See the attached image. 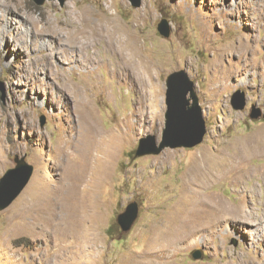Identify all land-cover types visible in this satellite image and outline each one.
<instances>
[{
    "label": "rangeland",
    "instance_id": "obj_1",
    "mask_svg": "<svg viewBox=\"0 0 264 264\" xmlns=\"http://www.w3.org/2000/svg\"><path fill=\"white\" fill-rule=\"evenodd\" d=\"M8 3L14 11L7 13L13 25L31 31L26 40L12 41L7 36L6 44L0 34V178L14 167V156L24 157L33 173L19 197L0 212V264L144 263L156 228L190 202V194L184 191L187 171L193 166L204 167L190 185L203 199L220 200L233 209L240 202L238 192L245 188V209L255 217L264 214V119L249 118L253 107L264 112V0H141L139 8L127 0ZM81 13L91 23L112 20L123 37L133 40L140 58L152 66L142 93L137 85L111 73L117 59L102 40L88 51L98 59L99 66L94 65L98 68L92 69L94 75L83 74L86 69L74 61L78 52L68 47L66 39L68 19ZM163 19L169 24L168 38L157 31ZM34 21L43 28L50 24L52 29L46 33L55 36L32 40L35 45L30 48L24 42L31 40ZM3 30L7 28L0 24V33ZM178 71L194 84L206 127L202 143L131 161L140 139L153 136L160 141L166 78ZM65 80L83 85L101 137L109 132H124L127 137L112 151L100 146L97 161L90 160L88 167L78 153L62 160L53 151L66 126L76 125L72 97L62 88ZM236 91L245 94L243 110L230 105ZM42 117L45 123L40 126ZM210 159L232 170L213 178L205 168ZM237 165L244 170L238 180ZM46 183L47 193L41 191ZM131 203L137 206V217L128 231L121 232L117 217ZM258 224L229 220L213 231L200 229L159 261L264 264V232L256 231ZM195 251L201 252L200 259L193 258Z\"/></svg>",
    "mask_w": 264,
    "mask_h": 264
},
{
    "label": "bare ground",
    "instance_id": "obj_2",
    "mask_svg": "<svg viewBox=\"0 0 264 264\" xmlns=\"http://www.w3.org/2000/svg\"><path fill=\"white\" fill-rule=\"evenodd\" d=\"M8 1L9 0H0V24H2L3 27H5V29L7 28V30L5 32L3 30V32L0 34H1V39L2 38L4 39L3 41L5 44L7 42V40H6L7 36L10 37L12 41H21L22 38H25V40H26L28 34L31 31L30 30L28 33V31L25 29L22 32L19 25H16V26L13 25L14 24L12 22L13 20H12V18L9 17L10 15L9 16L7 15V13L13 14L14 11L11 8V6L9 5ZM71 16H72L71 21H70V19H68L67 23H66L67 19H65V21H64L66 23L67 28L69 29L66 39L68 40V43H69L68 47L71 50L74 49L75 52H78L77 55L79 57H77L74 61L78 65V67L83 66L86 69V71L83 72V74L89 75L90 73H93L92 69L96 70V68H98V67L95 68V66H94V65L99 66L98 59H96L94 53L91 54L88 51H89L90 47H93L95 45L96 41L100 42L102 40V41H104V48L107 49L108 51L112 52L116 56V59H117L116 67L114 69H111V73L113 75L118 74L121 81L125 80L127 82V84L137 85L139 88L138 91L140 90V92L142 93L143 90L145 89V87L147 86V84L150 82V78H151L150 73H151L152 66L148 63V61L140 58L141 56L138 55V51H137L138 48H136L133 40H131L129 38V36L123 37L121 28L119 26H117L116 24H115L116 26H113L111 24L113 22L109 18H108L109 21L103 20V21H100L101 23L96 24V23H94L95 21L93 23H91V21L89 20V16H87L84 13H81V16L77 15V14H75V15L71 14ZM26 20H28V19L26 18ZM23 21L24 20L22 19L21 22H23ZM45 21H47V20H45ZM92 21H93V19H92ZM39 22H40V19H39ZM39 22L34 21V23H33L34 26H33V32L30 34V38H31L30 42L29 43H28V41L24 42L30 48H31V46L35 45V44H32V40L34 43H36V41H38V38L41 39L44 36L46 37L48 35H50L49 36L50 38L55 36V34L53 35L52 33H50V34L46 33L47 31L49 32V29H52L50 27V24L48 27L43 28V27H38ZM47 22L51 23L50 19H48ZM52 23H53V21H52ZM39 28H43V29H39ZM124 29H126V27ZM247 41H248V37H247ZM0 42H2V41H0ZM44 44L46 45V42H44ZM242 46H243V48H245V46L247 48V43L244 42V44H242ZM3 47H4V45H3ZM49 65L52 66L51 64H49ZM214 68H215V66H213L212 71H214ZM225 72H228V73L230 72L227 67H226ZM54 75H56V74H54ZM93 75H94V73H93ZM67 80H65L64 86H62V88L64 90L66 89V91H68L72 97L71 98L72 102H73L72 111L76 115V118H75L76 120H74L76 122V125L73 126L71 124L72 126H66V128L64 127L66 129V131L65 130L62 131V140L57 144L56 147H54L53 151L56 154V156L58 157V159H62V160L68 159L70 156L73 155V153H78L82 157V159L85 163L84 165H86L88 167L90 160L97 161L98 157H96L97 156L96 152L98 149H100V146L106 145L107 150L105 152L112 151V150L116 149V147H115L116 143L121 142L123 140V138L125 137V135L123 134L124 132L122 134H119L118 132H114V133L110 134V132H109V134H107L106 136L101 137V132L99 131V129L97 127V123H96L97 121L95 120L96 117L89 108L88 99L86 100L87 96H85V90L83 89V85L82 86L77 85V84L73 85L72 83H70ZM220 82H221V80H220ZM217 85H218V83H217ZM84 86H86V85H84ZM150 95H151V92H150ZM143 96L144 95L140 96L141 101L144 99ZM57 102H59V101H57ZM62 104H64V103H62ZM140 104H141V102H140ZM62 106H64V105H62ZM127 134L128 133H126V135ZM99 137H101V138H99ZM125 138H127V137H125ZM69 146H73L74 149L70 150ZM239 146H241V145H238V147ZM240 149H242V148L240 147ZM51 151H52V149L49 148L47 152L51 153ZM239 151L241 153V150H239ZM242 152H243V150H242ZM98 153H100V152H98ZM239 161H241V160H239ZM65 162L67 163V161H65ZM207 162L209 165L205 164V165H207L205 168L210 173L215 175V176L211 175V177H213V178L224 176V174H226L230 170H232L231 168H229L228 164H220L219 165V162H218V164H215L212 162L211 159H210V161H207ZM238 164H239V162H238ZM215 165H218V166L215 167ZM232 165H234V164L232 163ZM239 165H237V167L235 166L236 170H237L236 171L237 180L241 176V171H244V170H241V167L238 168ZM94 167H96V164ZM200 168L198 166H193L192 168H190L187 171V175H188V178L186 180L187 186H186V190L184 192L190 194V197H189L190 202L188 204L184 205V207H182V208L178 207L177 209H175L171 214H169L167 216L165 221L158 228H156V230L154 231V235L150 239V243L148 245V250L146 252V259L144 260V263L142 262V264H167L165 262L159 261L160 256L162 254L169 253L172 250H175L181 244L188 243L189 240H191L194 236H196L198 234L200 229L208 228V229H211L213 231L218 226H220V228H221V226L224 225L229 220H232L235 222H245V224L247 222L253 223L254 221L255 222L257 221V222H259V224L257 225L258 228L256 229V231L264 232V214L257 215L255 217L251 214V211H247L245 209L246 207L244 206L245 203L243 200L247 199L246 194L248 193L245 188H242L238 192L240 202H239L238 206L233 208V209L228 208L220 200L212 202V201H210V199L209 200L203 199L202 194L200 192H198L195 189H191L190 185H193V183H195L194 180L196 181V179L201 177V173H202L201 169H204V167H202L201 169ZM94 169L96 170V168H94ZM90 171H91V169H90ZM90 171H89V173H90ZM93 172H94V170H93ZM206 173H208V172H206ZM81 174L82 173H80V175ZM85 174H87V173H85ZM251 174H253V173H251ZM262 174H264V171L262 172ZM208 176H210V175H208ZM249 176H250V174H249ZM88 177H90V176H88ZM202 177H204L203 174H202ZM241 178H242V176H241ZM79 179H80V177H79ZM83 179H84V177H82V180ZM200 182H202V181H200ZM206 182H207V180H206ZM57 188H59V187H57ZM83 188H84V186H83ZM41 191L46 192V193L49 191L47 183H46V186ZM31 192H33V191H31ZM52 194L56 195V194H58V191H56V189H55V191H53ZM43 195H44V193H43ZM262 199L263 200H262L261 204L264 207V198H262ZM196 207H198V208L196 209ZM262 212L264 213V210Z\"/></svg>",
    "mask_w": 264,
    "mask_h": 264
},
{
    "label": "water",
    "instance_id": "obj_3",
    "mask_svg": "<svg viewBox=\"0 0 264 264\" xmlns=\"http://www.w3.org/2000/svg\"><path fill=\"white\" fill-rule=\"evenodd\" d=\"M32 1L41 5L45 0ZM127 1L133 8L141 6V0ZM157 31L164 38H168L170 34L168 22L161 20ZM165 85L166 112L161 139L158 143L153 136L140 139L131 161L145 156H157L165 149H190L201 144L204 139L205 121L193 82L184 71H178L167 76ZM245 103V94L236 91L231 98L230 105L237 111L243 110ZM260 117L264 119V112L261 113L259 109L253 107L249 118L255 120ZM44 123L45 118L42 117L40 126ZM13 163L14 167L8 169L0 178V212L6 210L19 197L33 173L32 166L25 162L24 157L14 156ZM136 217L137 206L131 203L117 217V225L121 232L128 231ZM200 257V251L193 253L194 259H200Z\"/></svg>",
    "mask_w": 264,
    "mask_h": 264
}]
</instances>
